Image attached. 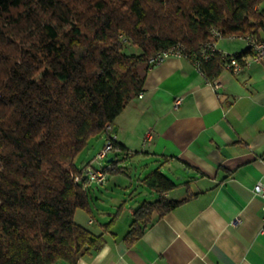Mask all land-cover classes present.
Segmentation results:
<instances>
[{
	"label": "trees",
	"instance_id": "obj_1",
	"mask_svg": "<svg viewBox=\"0 0 264 264\" xmlns=\"http://www.w3.org/2000/svg\"><path fill=\"white\" fill-rule=\"evenodd\" d=\"M212 28L262 40L264 0H0V264H74L102 247L118 210L102 233L75 222L91 194L77 156L141 92L154 53L179 43L215 79L225 59L198 55ZM140 182L154 197L127 245L187 199L164 196L176 184L159 169Z\"/></svg>",
	"mask_w": 264,
	"mask_h": 264
},
{
	"label": "crops",
	"instance_id": "obj_2",
	"mask_svg": "<svg viewBox=\"0 0 264 264\" xmlns=\"http://www.w3.org/2000/svg\"><path fill=\"white\" fill-rule=\"evenodd\" d=\"M258 36L264 40V34ZM231 38L215 40L218 51H246L243 38ZM215 81L217 90L184 56H168L146 69L142 95L130 96L111 124L116 144L124 149L118 150L120 156H110L119 169L110 170L103 185L117 178L114 172L125 175L128 185L114 197L113 204L119 206L115 216L116 211L100 209L99 222L91 209L76 210L75 222L96 234L115 219L103 232L102 247L74 264H264V199L252 191L264 179V71L252 61L238 72L222 69ZM148 133L150 138L145 137ZM104 136H95L99 143L85 151L80 169L103 145ZM123 158L140 165L134 178L127 175ZM154 169L178 179H172L176 186L165 197L187 199L127 245L122 237L134 209L154 197L140 179ZM132 188L136 196L124 199Z\"/></svg>",
	"mask_w": 264,
	"mask_h": 264
},
{
	"label": "built area",
	"instance_id": "obj_3",
	"mask_svg": "<svg viewBox=\"0 0 264 264\" xmlns=\"http://www.w3.org/2000/svg\"><path fill=\"white\" fill-rule=\"evenodd\" d=\"M211 40L206 41L199 50V54L203 59H209L212 57L215 51H218L216 48V41L218 38L222 37L220 32L216 28H212L210 31ZM228 37H240L246 41L249 52L247 55H242L240 58L235 57L233 54L224 53L222 51L220 54L225 59L226 63L223 66L224 69L230 72H238L243 66H247L250 62H258L262 66V71H264V41L259 40L256 36L248 34L245 36H237L230 35ZM183 48L179 43L172 45L170 48L158 51L153 54V56H149L148 63L152 66L164 58L168 56H185ZM196 68L199 69V61H192ZM203 74L202 70L199 69ZM204 75V74H203ZM205 77V76H204ZM206 79V78H205ZM206 81L212 86L214 90H217L219 87V83L213 80L206 79ZM142 94L139 93L138 97ZM179 102V98L176 99L175 104ZM105 140L103 145L96 151L93 158L87 164H84L81 169L82 173L85 175V179L87 184L95 183L97 185L104 184L107 180L106 176L108 172L113 168V157L112 160L108 161L109 153L113 150V143L115 142L116 134L114 132L113 126L111 123H105L104 133ZM150 133H148L145 137L150 138ZM106 160V161H104ZM75 181H79L78 176L73 178ZM252 191L255 195L260 196V198L264 199V179H259L255 184H253ZM262 222L261 229L264 231V204H262ZM91 222V220H90Z\"/></svg>",
	"mask_w": 264,
	"mask_h": 264
},
{
	"label": "rangeland",
	"instance_id": "obj_4",
	"mask_svg": "<svg viewBox=\"0 0 264 264\" xmlns=\"http://www.w3.org/2000/svg\"><path fill=\"white\" fill-rule=\"evenodd\" d=\"M232 39H234V38H230V37L226 36L225 38H222V37L218 38L217 41L221 40V41L228 42L230 40L232 41ZM136 50L139 52V49L137 47H136ZM99 137L90 138L91 139V141L89 143L90 148L93 145L94 146L98 145L99 140H100ZM85 151L86 150L81 151V153L77 156V158H76L77 165L82 160V157H83ZM117 154L119 156L121 155L120 151H118V150L116 151L115 150V151L110 152L108 156L110 157L111 155H117ZM104 161H106V160H104ZM122 161L126 162L124 166L127 167V169H126L127 175L130 174L131 177L134 178L133 176L140 172V165L133 158L132 159L123 158ZM114 173L112 175H117L116 176L117 178H113V179L110 178V180L105 185H103V184L97 185L95 183H92V184L89 185L90 192L93 190V191H95L96 194L95 195H93V193L90 194L89 204L88 205H90V209H91V212L94 215V218H96L99 222H102V218H101V214L102 213L99 210L100 209H108V210H110V211H112L114 213L117 210V206H118L117 203L113 204L114 197L117 196V195L121 196L120 193L123 192L122 191L123 189H125V185H128V182H126V180H128V179H126L125 175H123L120 172H114ZM172 179L174 181L178 180V179H176V177H172ZM135 191L136 190H133V188H132L131 192L129 194V190H128V193L126 192L127 194H126V197H124V199H128V196H130L131 193H133V195L136 196V194H134ZM134 196L130 200H132L134 198ZM122 198H123V196H122ZM151 198H153V197H151ZM112 205H114V206H112Z\"/></svg>",
	"mask_w": 264,
	"mask_h": 264
},
{
	"label": "water",
	"instance_id": "obj_5",
	"mask_svg": "<svg viewBox=\"0 0 264 264\" xmlns=\"http://www.w3.org/2000/svg\"><path fill=\"white\" fill-rule=\"evenodd\" d=\"M110 160H112V157H109V158H108V161H110Z\"/></svg>",
	"mask_w": 264,
	"mask_h": 264
}]
</instances>
